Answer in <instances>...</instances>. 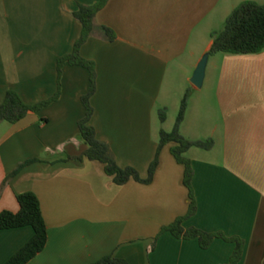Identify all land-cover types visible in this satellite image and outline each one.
<instances>
[{"label":"crops","instance_id":"1","mask_svg":"<svg viewBox=\"0 0 264 264\" xmlns=\"http://www.w3.org/2000/svg\"><path fill=\"white\" fill-rule=\"evenodd\" d=\"M100 0H0V105L9 91L36 105L58 90L57 63L82 34L74 14ZM245 1L109 0L96 17L100 35L82 48L96 63L98 91L92 120L122 168L146 179L161 132H172L192 90L182 135L213 140L212 150L186 153L194 169L196 214L185 229L223 233L245 242L239 264H264V51L216 54L203 87L192 79L213 34ZM211 58V55H210ZM209 63V62H208ZM207 71V70H206ZM58 101L17 124L0 121V213H18L17 197L39 199L49 240L28 264H91L115 257L129 264H230L236 245L216 239H178L163 228L187 216L185 169L165 146L151 185L117 186L99 162L77 161L87 146L79 122L89 72L66 65ZM166 111L162 122L160 112ZM17 175L14 173L24 163ZM35 236L32 227L0 231V264H7Z\"/></svg>","mask_w":264,"mask_h":264},{"label":"trees","instance_id":"2","mask_svg":"<svg viewBox=\"0 0 264 264\" xmlns=\"http://www.w3.org/2000/svg\"><path fill=\"white\" fill-rule=\"evenodd\" d=\"M109 0H100L95 5H79L75 12V18L82 25V34L74 45L73 52L61 57L57 63L59 90L57 94L36 105H29L15 91H9L5 102L0 105V121L17 124L25 119L31 112H39L45 107L58 101L61 95L60 81L63 68L66 65L72 67L85 68L90 75V90L82 98L86 109V116L79 122V130L87 150L77 161L99 162L104 165L106 174L113 179L117 186H125L131 181L143 185H151L155 179L156 172L160 165V156L163 148L169 144H175L172 148V155L177 163L182 165L184 172V185L189 192L190 207L187 216L179 218L171 225L163 228L162 233L170 232L178 239L193 240L198 239L202 249L207 250L216 239H222L228 243L236 245L235 252L230 264H239L245 248V242L239 237H227L223 233H208L196 228L185 229L184 222L193 217L197 212V200L193 188L194 169L191 161L186 157V153L192 148L212 150L213 140L191 141L186 139L181 133V127L185 121L186 113L191 98L192 90H188L181 104V109L177 117L175 127L172 132H161V139L156 157L151 163L149 174L143 179L139 171L135 168H122L119 166L111 147L108 143L98 139L96 128L92 124L95 109L92 100L98 91V72L96 63L84 58L81 54L82 48L95 35H100L108 42L117 40V33L105 26L96 25L98 13L105 8ZM214 39L210 55L232 54L248 55L258 54L264 51V4L255 1H245L237 7L228 17L225 29L221 33L212 35ZM162 122L166 121V111L160 112ZM36 161H28L22 164L14 175H17L26 166ZM20 211L13 213L5 211L0 213V231L32 227L35 231L34 238L7 264H28L40 253H42L49 240L48 227L45 222L39 199L34 194H24L17 197ZM91 264H129L127 261L112 256L105 257Z\"/></svg>","mask_w":264,"mask_h":264},{"label":"water","instance_id":"3","mask_svg":"<svg viewBox=\"0 0 264 264\" xmlns=\"http://www.w3.org/2000/svg\"><path fill=\"white\" fill-rule=\"evenodd\" d=\"M209 58L210 53H207L197 67V70L192 79V84L195 88L201 89L203 87Z\"/></svg>","mask_w":264,"mask_h":264},{"label":"rangeland","instance_id":"4","mask_svg":"<svg viewBox=\"0 0 264 264\" xmlns=\"http://www.w3.org/2000/svg\"><path fill=\"white\" fill-rule=\"evenodd\" d=\"M204 57V56H203ZM215 56L212 55L211 58H209V63H208V66H207V71L206 73H211L212 72V67H213V63H214V58Z\"/></svg>","mask_w":264,"mask_h":264}]
</instances>
